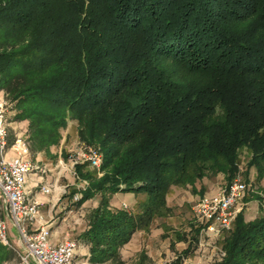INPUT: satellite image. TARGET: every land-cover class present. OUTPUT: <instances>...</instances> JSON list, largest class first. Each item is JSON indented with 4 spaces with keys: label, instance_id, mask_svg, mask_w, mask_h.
I'll return each mask as SVG.
<instances>
[{
    "label": "trees",
    "instance_id": "obj_1",
    "mask_svg": "<svg viewBox=\"0 0 264 264\" xmlns=\"http://www.w3.org/2000/svg\"><path fill=\"white\" fill-rule=\"evenodd\" d=\"M0 91L30 153L57 145L69 120L100 149L102 176L77 166V204L98 197L79 239L90 263L123 264L132 235L169 215L173 186L229 183L244 149L264 175V0H0ZM121 192L145 197L112 207ZM261 206L237 213L213 264H264ZM9 250L0 243V264Z\"/></svg>",
    "mask_w": 264,
    "mask_h": 264
},
{
    "label": "rangeland",
    "instance_id": "obj_2",
    "mask_svg": "<svg viewBox=\"0 0 264 264\" xmlns=\"http://www.w3.org/2000/svg\"><path fill=\"white\" fill-rule=\"evenodd\" d=\"M236 26L240 28L241 24L236 23ZM0 102L5 110L10 137L22 136L26 139L27 121L13 118L14 111L11 108V103L5 98L2 91H0ZM84 144L87 143L78 137L77 122L69 120L67 126L61 129V139L57 145L50 146L47 152L30 153L37 168L28 175L32 178L31 182L37 180L39 186L43 183L54 189L49 198L53 195L56 198V188L61 190L57 202L50 208L42 209V212L46 215L50 229L54 231V237H56V227L61 224L63 234L60 239L63 236H68L77 242L74 264H80V261L87 257L84 252L88 250V246L79 239V235L86 226L89 212L98 203V197L95 196L77 204L81 193L80 189L87 183V180L82 179L78 173L77 166L83 173H94L96 177L103 174L100 168H93L87 163L72 164L75 152ZM248 158L249 150L244 149L240 159V169H244L243 178L244 180L246 178L247 190L239 203L240 208L237 213L243 211L246 220L255 218L261 212V202L264 203V175L259 176L254 167L247 170ZM204 182L205 188L202 192L198 182L195 190L190 187L173 186L167 194V203L170 207L169 215L155 220L149 231H138L132 235L130 240L120 248L122 263L169 264L188 246L190 254L183 259L182 264H213L219 259L223 255V251L220 249L218 236L204 237L202 245L197 242V238H193L195 233L191 226L198 225V223L191 207L200 197L219 192L227 185L228 181H225L223 174H218L210 180L204 179ZM34 189L38 190L39 188L35 186ZM34 189L32 188L33 193ZM72 193H75L73 197ZM144 197L145 195L141 193L135 195L130 192H121L113 197L110 205L114 208L122 207L132 210L137 202ZM122 203H125V206H122ZM8 239L14 247L19 248L17 236L11 226L8 227ZM9 253V258L3 264H19L17 254L11 250ZM114 263L118 264L112 261L102 264Z\"/></svg>",
    "mask_w": 264,
    "mask_h": 264
},
{
    "label": "built area",
    "instance_id": "obj_3",
    "mask_svg": "<svg viewBox=\"0 0 264 264\" xmlns=\"http://www.w3.org/2000/svg\"><path fill=\"white\" fill-rule=\"evenodd\" d=\"M101 161L100 149L89 144L79 148L72 158V164L87 163L93 168H100ZM36 168L25 138L17 136L8 144L5 110L0 102V243L13 248L19 264H74L77 242L63 236L53 243L48 220L43 219L40 211L41 202L28 196L27 177ZM242 171L219 192L200 197L192 205L199 226V244H204V237L219 236L231 227L247 190ZM53 190L48 185L40 186L45 194ZM9 226L17 236L19 248L8 239Z\"/></svg>",
    "mask_w": 264,
    "mask_h": 264
},
{
    "label": "crops",
    "instance_id": "obj_4",
    "mask_svg": "<svg viewBox=\"0 0 264 264\" xmlns=\"http://www.w3.org/2000/svg\"><path fill=\"white\" fill-rule=\"evenodd\" d=\"M30 175V174H29ZM30 179H32V178H30V177H27V188H28V190H29V193H28V196L30 197V198H35V199H37V200H39L40 202H41V206H40V211H41V214H42V216H43V219L44 220H46V215L42 212V209H47V207H51V206H53L54 205V203L55 202H57V200L59 199V194H60V189H58V188H56V192H55V194H56V198H54V196L55 195H53L51 198H49L50 196H51V194L52 193H50V194H45V193H42L41 191H40V186L41 185H44L43 183H41V185L39 186L38 185V181L36 180H34V182H31V180ZM35 186H38V190L37 189H34L35 188ZM32 188L34 189V193L32 192ZM37 190V191H36ZM31 193V194H30ZM50 195V196H49ZM56 200V201H55ZM52 204V205H51ZM51 230V229H50ZM51 241L53 242V243H57L58 241H59V239H60V237H61V234H63V229H62V227H61V224L60 225H58L57 227H56V237H54V231H52L51 230ZM84 255H86L87 257H88V255H89V252H88V250H86L85 252H84ZM87 257H85L84 258V260H81L80 261V264H93V263H90L88 260H87ZM100 264H102V263H100Z\"/></svg>",
    "mask_w": 264,
    "mask_h": 264
}]
</instances>
